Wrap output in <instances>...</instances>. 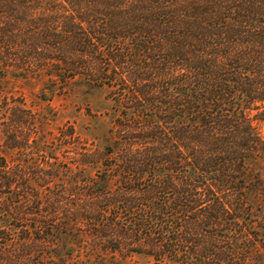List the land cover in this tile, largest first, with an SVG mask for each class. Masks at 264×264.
<instances>
[{
    "label": "trees",
    "instance_id": "16d2710c",
    "mask_svg": "<svg viewBox=\"0 0 264 264\" xmlns=\"http://www.w3.org/2000/svg\"><path fill=\"white\" fill-rule=\"evenodd\" d=\"M12 71L114 102L111 142L76 152L99 170L75 208L50 191L41 240L150 264H264V0H0V77ZM21 167L0 180L5 212L29 201Z\"/></svg>",
    "mask_w": 264,
    "mask_h": 264
},
{
    "label": "rangeland",
    "instance_id": "374dc122",
    "mask_svg": "<svg viewBox=\"0 0 264 264\" xmlns=\"http://www.w3.org/2000/svg\"><path fill=\"white\" fill-rule=\"evenodd\" d=\"M106 87L85 81L52 85L44 77L20 75L0 77V180L9 170H20L29 161L28 191L24 213L2 208L0 182V264H150L152 259L127 250L112 251L109 244L82 242L72 236L54 248L43 241L47 225V198L51 190L65 189L71 207H77L79 188L95 177L98 165L79 164L77 150H102L111 142L114 102ZM256 111L253 112L255 114ZM264 124V123H263ZM74 130V137L67 136ZM49 154L53 156L51 164ZM4 159L7 166L1 168ZM52 168L55 179L48 183L44 171ZM264 177V163L262 165ZM24 193V192H22ZM5 198V196H4ZM75 232L87 230L76 225ZM6 234L11 240H5ZM46 234V232H45ZM95 252L89 253L91 245ZM55 257H51V253Z\"/></svg>",
    "mask_w": 264,
    "mask_h": 264
}]
</instances>
